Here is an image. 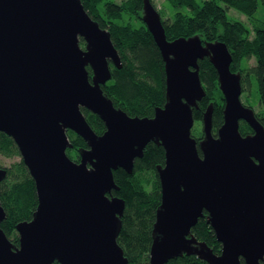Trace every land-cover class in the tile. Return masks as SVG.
Listing matches in <instances>:
<instances>
[{"label":"water","instance_id":"1","mask_svg":"<svg viewBox=\"0 0 264 264\" xmlns=\"http://www.w3.org/2000/svg\"><path fill=\"white\" fill-rule=\"evenodd\" d=\"M141 21L165 74V102L151 118L128 116L103 93L110 66L121 69V58L80 0H0V132L16 145L37 199L31 220L15 227L18 246L0 228V264H128L117 244L124 201L112 195L113 172L131 174L151 142L165 160L156 166L161 196L148 264L182 256L264 264V126L240 101L231 53L224 42L198 35L167 40L151 0H141ZM204 59L217 73L223 123L214 136L209 103L197 142L191 129L205 96L198 64ZM82 109L103 122L101 135ZM240 122L252 134L242 136ZM68 131L86 144L78 161L66 154L73 147ZM6 173L0 167V183ZM202 217L219 254L191 234ZM4 218L0 205V224Z\"/></svg>","mask_w":264,"mask_h":264},{"label":"trees","instance_id":"2","mask_svg":"<svg viewBox=\"0 0 264 264\" xmlns=\"http://www.w3.org/2000/svg\"><path fill=\"white\" fill-rule=\"evenodd\" d=\"M80 1L91 19L96 21L100 28L109 32L112 44L121 58V69L110 66L112 78L101 87L103 93L113 102L115 108L130 117H153L155 109L162 107L165 102V74L159 50L141 21V0H126L121 4L114 0ZM165 2L174 8L190 12V15L176 12L172 19L162 20L167 40L198 35L204 40L224 42L233 59L230 70L241 74L242 94H246L247 98L253 89L259 106L264 111V22L254 17L258 4L264 5V1L165 0ZM230 9L244 15L248 24L229 17ZM158 13L162 17L161 13ZM125 16H135L133 24L124 20ZM250 60H254L252 67L243 66ZM198 64L199 78L205 96L198 102V109L193 110V117L195 122L201 121L208 104L212 103L213 134L216 136L217 129L223 123L224 100L218 88L217 73L208 59L199 61ZM87 70L89 71L88 68ZM82 113L96 134L101 135L105 131L103 122L96 115L85 109H82ZM256 117L264 126V112H258ZM239 131L242 136L252 132L245 122H240ZM67 136L73 147L67 149L66 154L75 160L78 158V149L86 148V144L71 131L67 132ZM199 139L201 138L195 140L198 142ZM0 156L5 158L20 156L13 140L1 132ZM164 160L163 148L151 142L146 145L142 158L135 159L131 174L122 169L113 172L118 191H113L112 195L124 201L117 244L128 264L149 262L152 229L161 196L156 166L164 165ZM6 170V177L0 183V205L5 213L0 228L8 240L14 246H18V233L15 227L18 223L28 222L32 218L37 206L35 186L21 159ZM191 234L198 241L206 243L215 254L220 253L221 245L216 241L205 217L200 218L192 227ZM166 264L207 263L195 256H182ZM241 264H244L243 260Z\"/></svg>","mask_w":264,"mask_h":264},{"label":"rangeland","instance_id":"3","mask_svg":"<svg viewBox=\"0 0 264 264\" xmlns=\"http://www.w3.org/2000/svg\"><path fill=\"white\" fill-rule=\"evenodd\" d=\"M116 3L121 4L122 2L126 1V0H114ZM152 5L154 6V8L157 10V12H160L162 17V20H170L173 18L174 14L176 12H182L184 14H189L190 12H188V10H184L181 8H174L173 6H171L170 4H168L167 2H165V0H154L152 1ZM228 16L231 17L234 20L240 21L244 24H248V20L246 19V17L242 14H240L239 12L230 9L228 11ZM254 17H256L257 19L261 20L262 22H264V5L262 4H258V8L256 13L254 14ZM136 18L135 16H125L124 20L126 21H130L133 24V19ZM84 41L81 39L80 41V47L83 48L84 47ZM254 65V60H250L249 62H247L246 64H243V66H249L252 67ZM240 101L242 102L243 105L247 106V107H251L255 113L258 114V112L261 111V107L259 106V102L257 100V97L255 96V92L252 89V94H250V96H247L246 98V94H241L240 96ZM248 102V103H247ZM202 122L201 121H196L193 124V127L191 129V136L192 138L196 139L197 138H201L202 137ZM212 132H213V128H212ZM72 154L74 155V152H72ZM20 156H15L12 158H5L3 156H0V166L2 168H9L12 164L17 163L20 160ZM79 159V154H78V158L73 160V161H78Z\"/></svg>","mask_w":264,"mask_h":264},{"label":"flooded vegetation","instance_id":"4","mask_svg":"<svg viewBox=\"0 0 264 264\" xmlns=\"http://www.w3.org/2000/svg\"><path fill=\"white\" fill-rule=\"evenodd\" d=\"M144 24V23H143ZM145 25V24H144ZM146 27V26H145ZM261 112H264L262 109H261ZM257 113H255V115H256ZM257 118V117H256ZM252 131V130H251ZM250 134H252V132L250 133ZM201 139H202V137H201ZM201 139H199V140H201Z\"/></svg>","mask_w":264,"mask_h":264}]
</instances>
